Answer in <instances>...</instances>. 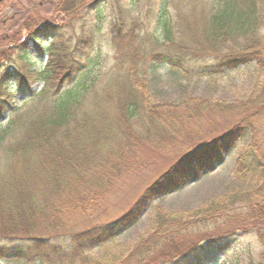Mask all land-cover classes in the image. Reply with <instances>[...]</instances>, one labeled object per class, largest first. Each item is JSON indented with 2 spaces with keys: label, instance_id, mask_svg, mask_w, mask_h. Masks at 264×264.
<instances>
[{
  "label": "trees",
  "instance_id": "16d2710c",
  "mask_svg": "<svg viewBox=\"0 0 264 264\" xmlns=\"http://www.w3.org/2000/svg\"><path fill=\"white\" fill-rule=\"evenodd\" d=\"M18 1L0 0V14L7 6L18 5ZM88 1L44 0L53 13L64 15L70 23L33 28L27 32L23 46L32 45L40 50L36 43L47 42L42 49L44 56L69 44L87 48L91 36L100 29L99 8L108 4V0H96L88 5L94 8V17L82 19L76 9L81 10ZM76 26L79 34L72 35ZM143 29V23L131 21L122 33L121 27L113 29L111 40L119 44L132 42ZM189 30L174 43L171 28L164 27L163 38L153 40L158 50L146 55L152 68L165 65L185 76L204 73L211 77L254 63L264 72V0H211L200 23ZM67 36L70 39L65 42ZM119 55L120 51L117 60ZM23 59L30 64L25 72L0 70V120L4 114L8 116L5 127L0 124V228L10 226L9 230H0V264L24 260L32 254L46 256L49 250V255L67 257L114 239L137 220L154 197L181 189L190 180L209 173L237 142L247 140L254 144L241 153L234 174L235 188L220 195L197 218L208 235L195 237L183 249H171L170 262L161 264H217L219 255L226 252L248 255L237 260L238 264H264V82L253 87L244 102L217 106L215 110L223 113L236 109L247 113L236 114L228 132L181 157L119 219L62 236L48 223L54 217L42 212L40 194L99 193L119 175L136 169L131 164L133 155H141L147 147L155 150L171 128L182 129L183 126L174 124L175 118L180 121L183 117L189 122L200 116L203 108L195 109V100L187 98L177 105L152 102L149 81L136 74L135 68L117 73L112 70L100 87L88 92L83 84L64 86L67 80L72 83L82 74L88 75L86 71L91 67L87 56L50 62L36 76L30 74L32 64L40 60ZM56 71L61 73L59 82L47 89L46 84ZM37 83L43 87L33 91ZM16 96L22 97L23 104L30 103L20 114L10 103ZM187 104L191 107H186L187 112L173 110L174 105ZM12 113L22 119L14 121ZM162 235L139 241L123 260L124 255L110 261L77 255L76 263L152 264L150 256L157 247L160 249ZM246 238L254 239L256 244L253 246ZM257 246L261 251L254 254Z\"/></svg>",
  "mask_w": 264,
  "mask_h": 264
},
{
  "label": "rangeland",
  "instance_id": "374dc122",
  "mask_svg": "<svg viewBox=\"0 0 264 264\" xmlns=\"http://www.w3.org/2000/svg\"><path fill=\"white\" fill-rule=\"evenodd\" d=\"M95 1L89 0L83 6V10L76 9L78 13L81 12L82 19L86 16L94 17L95 10L88 8V5ZM160 2L161 0H108V4L99 8L101 10L100 29L91 36L87 48L69 44L55 48L46 56L43 55L42 49L47 42L36 43L38 48H42L40 50L32 45L23 46L25 38L29 35L27 32L47 24H69V18L53 13L52 7L45 4L44 0H19L18 5H9L0 14V70L7 69L12 73L18 70L25 72L30 64L22 58L39 59L40 63L32 64L33 71L30 73L36 76V72L45 68L50 62L63 58L83 57L84 59L87 56L91 67L86 71L88 75L82 74V77H78L81 80L73 79L72 83L67 80L64 86L69 87L67 84H70L77 87L83 84L84 89H89L88 92H90L100 87L110 77L112 70L117 73L120 70L125 72L135 68L136 74L144 76L149 81L152 102L177 105L187 98L195 100L192 101L195 109L203 108L200 116L189 119V122H186L183 117H180V121L175 118L174 124L183 126L182 129L171 128L167 132L169 126L166 125L167 137L162 144L157 145V150H151L146 146V151L141 155H133L131 164L135 165L136 169L119 175L112 185L109 184L99 193L40 194L39 199L43 202L42 212L45 211L54 217V220L48 223H52L50 226L55 230L54 232L62 236H70V233H77L86 227L119 219L134 206L144 190L181 157L189 151L199 150L213 138L228 132L236 120L234 118L236 114L247 113L241 109H236L235 112L226 110L223 113L215 110L217 106L223 107V104L230 105L237 101L244 102L252 94L253 87L264 82V72L259 71V66L254 63L211 77H207L204 73L185 76L178 70L170 71V68L168 69L165 65L152 68L146 55H149L152 50H158L153 40L163 38L164 27L171 28L172 39L174 43L177 42L181 36L189 33V28H196L208 11L211 0H165V5ZM162 7L165 8L164 11ZM161 10L163 13H160ZM135 20L140 21V24L143 23L144 26L143 31L138 32L140 35H137V39L123 44L111 40L110 32L113 29L121 27L122 33L125 26ZM185 27L187 29H184ZM79 30L78 26L73 28L72 35L75 32L79 34ZM126 30L129 31V29ZM261 33H264V30ZM69 39L70 37L67 36L64 41ZM56 72L46 84L47 89H53L58 84L61 73ZM94 82L95 85H92ZM42 87V83H37L32 90L40 91ZM21 101L22 97L16 96L10 102L17 108L16 114L24 112L30 105V103L23 104ZM216 102H219L218 105H215ZM175 105L173 110L180 114L188 110L186 108L188 104ZM7 117L4 114L0 120L2 128L7 123ZM11 119L20 120L22 116L16 117L15 113H12ZM253 144L251 140L237 142L236 147L228 152L222 162L208 174L200 175L196 181L188 182L182 189L154 197L147 207L141 210V214L130 227L102 245L75 252L67 257H59L58 253L49 255L48 252H51L49 250L46 251V256L32 254L24 260L8 261L2 264H77V255L99 261L119 259L121 255H124L121 258L123 260L139 241L148 238L157 239L156 236L161 234H163L159 243L161 247L159 250L157 247L156 253L150 256V261L152 264L168 261L173 257L170 256L171 249H181L196 239L195 237L208 235L209 232L204 231L205 225H202L197 218L202 216L203 211H207L206 208L220 195L235 188L236 165L241 153ZM9 229L10 226L0 228V230ZM168 230L169 232L165 233ZM246 241L253 246L256 244L254 239L246 238ZM247 256L244 253L235 255L226 252L219 255L217 264L222 261L225 264L232 262V264H238L237 260L246 259ZM130 264H135V261H130Z\"/></svg>",
  "mask_w": 264,
  "mask_h": 264
},
{
  "label": "clouds",
  "instance_id": "9594fccd",
  "mask_svg": "<svg viewBox=\"0 0 264 264\" xmlns=\"http://www.w3.org/2000/svg\"><path fill=\"white\" fill-rule=\"evenodd\" d=\"M260 251H261V249L259 248V246H257V247L254 249V254H258Z\"/></svg>",
  "mask_w": 264,
  "mask_h": 264
}]
</instances>
